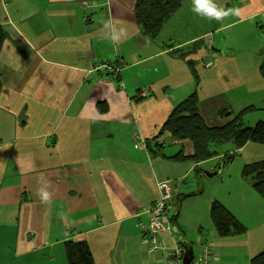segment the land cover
<instances>
[{"label":"crops","instance_id":"obj_1","mask_svg":"<svg viewBox=\"0 0 264 264\" xmlns=\"http://www.w3.org/2000/svg\"><path fill=\"white\" fill-rule=\"evenodd\" d=\"M210 2L220 12H234L208 18L187 0L152 41L135 20L136 0H0L6 34L0 55V264H69L64 248L69 240L86 241L94 264H166L162 251L149 253L138 225L139 219L150 220L161 199L159 181H173L175 189L171 220L157 237L161 247L180 244L172 230L176 198L207 191L197 201V214L187 215L194 219L178 226L180 211L177 218L193 248L210 244L213 264H251L264 252V200L243 178V167L234 175L222 158L245 156L252 143L194 163L173 159L193 155L191 143L161 135L174 106L195 91L188 61L201 74L200 113L210 127L227 124L231 118H221L219 111L239 112L259 88L257 105L264 103L259 70L239 72L221 45L207 64L195 59L203 48L185 59L176 52L203 39L214 45L211 34L246 22L259 21L257 30L250 29L249 44L261 41L264 0ZM114 25L120 36L115 41ZM169 40L175 44L164 48ZM202 71L209 72L207 95L224 99L215 106L206 103ZM241 87L245 102L235 96ZM257 119L264 122V115ZM250 150L258 154L247 163L264 159L259 149ZM219 165L217 176L204 173ZM220 175L216 189L211 181ZM224 188L227 193L219 196ZM41 189L50 194L47 202ZM214 202L246 232L220 236L211 218Z\"/></svg>","mask_w":264,"mask_h":264},{"label":"trees","instance_id":"obj_2","mask_svg":"<svg viewBox=\"0 0 264 264\" xmlns=\"http://www.w3.org/2000/svg\"><path fill=\"white\" fill-rule=\"evenodd\" d=\"M187 0H136L134 16L137 24L141 27L144 34L152 41L157 40L165 24L182 9ZM264 32V26L262 27ZM6 41V34L3 27L0 26V55ZM175 43L169 40L164 48H169ZM205 46L208 47L206 40L195 42L187 48H182L181 56L185 57L200 51ZM189 71L195 81V91L185 100L176 104L167 118L162 128V134L166 133L178 141L189 140L193 147V155L184 156L183 153L175 156L173 159L178 161H192L199 163L208 160L218 154L213 146L222 145L227 142H234L237 149H241L248 143L264 145V122H259L254 127H245L242 123V115L251 109H244L234 115L229 110L219 112L221 118H231L227 124L220 127H210L200 113V76L194 62L188 61ZM260 74L264 79V59L260 65ZM2 92V83L0 80V95ZM104 108V107H102ZM234 155L227 157L231 161ZM200 170L197 169V174ZM242 176L247 180L258 194L264 200V159L250 163L243 168ZM180 196L177 200L178 206L172 222L177 225V218L180 211V203L187 197ZM211 218L217 230L222 237L230 235H239L246 232V227L237 219L232 218L216 202L211 207ZM65 254L69 264H94V257L89 244L84 240H69L64 243ZM251 264H264V252L254 256Z\"/></svg>","mask_w":264,"mask_h":264},{"label":"rangeland","instance_id":"obj_3","mask_svg":"<svg viewBox=\"0 0 264 264\" xmlns=\"http://www.w3.org/2000/svg\"><path fill=\"white\" fill-rule=\"evenodd\" d=\"M258 22L259 21H256V22H254V24L253 23L247 24V22L240 24L239 26L234 27L231 31H227L224 34H218V35L217 34L216 35L211 34L209 36V39L213 40L214 38H216V44L212 45L211 44L212 42L210 41L209 44H211V45H209L208 47L205 46L203 48V50L201 51L202 53L199 56H196V57L194 56L195 59L196 58L202 59L205 64L213 62L214 59L217 58L214 48H215V46H218V44H219V46L220 45L222 46L221 50H222V53L224 56L230 55L232 58H234L236 60V62L238 64V71L239 72L241 69L247 70L248 72H251L253 70H259V75H260V68L259 67H260V65L264 59V33H262V31H261V33H260L261 41L259 43L251 45L248 42V40H249L248 37L250 38V29L254 28L255 30H257ZM259 31H260V29H259ZM230 48H232V49H230ZM205 69L206 70L208 69L207 65L205 66ZM202 75H203V83L206 86V87L204 86V93L206 94V95H204V97H205L206 103L209 104L210 106H215V103H214L215 101L221 102L224 99L216 100V99L207 95L210 91V88H211L210 84H209L210 83L209 82V72L202 71ZM199 76L201 79L200 73H199ZM256 77H255V80L252 77V80H254V85L257 83ZM195 88H196V85H195ZM260 90H261V88H259L257 91L254 92L255 97L248 101L249 102L248 104H250V105L243 108L242 110H240L237 113H233V117H234V115L240 113L241 111H243L246 108L251 109L250 111H248L242 115V123H243V126H245V127L251 128V127L256 126L261 121H260V119H257V121H255V117L256 116L259 117V116L264 115V110H262V109H264V107H263L264 103L257 105V102H259L260 97H261V91ZM258 93H259V95H256ZM246 94L247 93H246V90L244 89V87H241L240 90L235 92V96L237 97V100L240 102H245V100L248 97V96L246 97ZM218 116H219V114H218ZM233 117H231V119H233ZM186 141L191 143L189 140H186ZM251 148L259 149V153H260L259 156H261L259 158H264V152H262V150L264 151V145L252 143V144H250L249 148L246 150L245 156L239 157L241 155L239 153L236 155L237 157L233 158L231 161H227V157L232 156L234 153L227 154L226 157H222L225 160V163H227L226 164V166H227L226 170L228 168H230V166L232 165L231 171L234 172V175H235L236 173H238L240 171V169H242V167L244 168L246 165L250 164L247 162L249 160H251V158H255V155L258 154L256 151H251L250 150ZM213 149H215V151L218 152V154L216 156H214L216 158L217 156H220L222 152H228L232 149H237V147H236L234 142H227V143L222 144L221 146L220 145L213 146ZM214 157H212V158H214ZM225 173H226V171L224 172V174ZM222 179H223V175H220L216 180L211 181L212 183H214V187H215V185L218 184V187L216 189L220 188V183H221ZM228 180H230V179L226 178L225 186H227ZM214 187H213V190H214ZM186 189H189V188H186ZM226 193H227V190H225V188H224L223 190H220L218 192V195L222 196V195H225ZM205 195H207V191H204L200 196H194L193 198L187 197L184 201L181 202L180 216L178 218V226H180L179 224L181 221L186 222V220L191 221L192 219H194L195 216L187 217V215L189 213H191L192 210L195 211V215L197 214L196 213L197 212V206H198L197 201H198V199H200L199 197H202ZM188 198H190V199H188ZM192 199H194V203H193L194 206L193 207H191V204H188L189 201H191ZM199 209L200 210L203 209L202 203L199 205ZM202 212L203 211H200L198 213V215H200ZM183 215L184 216L186 215V218H184ZM190 226L194 227V222H193V224H190ZM195 232L196 233L198 232V228L196 229ZM197 249H198L197 245H194L195 254H198V252H199Z\"/></svg>","mask_w":264,"mask_h":264},{"label":"built area","instance_id":"obj_4","mask_svg":"<svg viewBox=\"0 0 264 264\" xmlns=\"http://www.w3.org/2000/svg\"><path fill=\"white\" fill-rule=\"evenodd\" d=\"M118 68L115 70L119 73ZM173 181H159L157 186L161 191V199L151 209V218L146 223L143 220H138V225L143 231V235L149 241V253L158 254L163 252L166 264H183L185 250L182 245L169 249L161 247L158 241V234L166 228V224L171 220L173 214L174 203V187ZM177 181H174L176 185ZM179 183V181H178ZM168 220V221H167ZM214 253L210 244H200V250L191 264H213Z\"/></svg>","mask_w":264,"mask_h":264},{"label":"clouds","instance_id":"obj_5","mask_svg":"<svg viewBox=\"0 0 264 264\" xmlns=\"http://www.w3.org/2000/svg\"><path fill=\"white\" fill-rule=\"evenodd\" d=\"M194 3L198 5V11H200L203 14V16H206L208 18H216L219 20L227 16L229 12H234V10H229L228 12L218 11L216 7L211 5L210 0H194ZM119 33L120 35L124 34V30L120 29ZM119 38L120 36L116 34V27L114 25L112 40L115 41L118 40ZM39 195L41 197L42 202H47L50 199V194L42 189L39 191Z\"/></svg>","mask_w":264,"mask_h":264},{"label":"water","instance_id":"obj_6","mask_svg":"<svg viewBox=\"0 0 264 264\" xmlns=\"http://www.w3.org/2000/svg\"><path fill=\"white\" fill-rule=\"evenodd\" d=\"M221 167L222 166L219 165L218 169L213 173H210V172H204V173L208 175V177L217 176L221 170ZM172 227H173L172 230L174 231V233L180 235V244L183 246L185 250L183 264H191L195 257L193 245L186 240L184 235L180 232V230L177 228L175 224H173Z\"/></svg>","mask_w":264,"mask_h":264},{"label":"flooded vegetation","instance_id":"obj_7","mask_svg":"<svg viewBox=\"0 0 264 264\" xmlns=\"http://www.w3.org/2000/svg\"><path fill=\"white\" fill-rule=\"evenodd\" d=\"M120 73H116L115 75H119ZM175 193V192H174ZM174 201H175V194H174Z\"/></svg>","mask_w":264,"mask_h":264}]
</instances>
